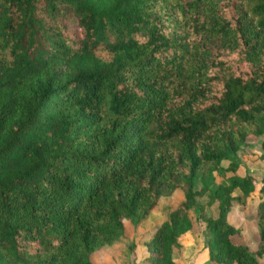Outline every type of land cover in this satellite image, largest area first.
<instances>
[{"label": "trees", "instance_id": "obj_1", "mask_svg": "<svg viewBox=\"0 0 264 264\" xmlns=\"http://www.w3.org/2000/svg\"><path fill=\"white\" fill-rule=\"evenodd\" d=\"M263 134L264 0H0V264H92L174 190L151 264L202 197L210 262L264 264V200L257 249L228 221L254 177L214 175Z\"/></svg>", "mask_w": 264, "mask_h": 264}, {"label": "rangeland", "instance_id": "obj_2", "mask_svg": "<svg viewBox=\"0 0 264 264\" xmlns=\"http://www.w3.org/2000/svg\"><path fill=\"white\" fill-rule=\"evenodd\" d=\"M96 54L109 59L110 53L99 49ZM60 65L53 63L41 69L43 77L51 72L61 73ZM264 134L257 140H250L238 151L235 161L238 168L235 172L226 170L228 161H222V171H214L216 183L227 182L233 175H251L254 177L255 190L250 194L246 207L233 205L228 221L240 230V235L233 238L235 243H244L252 250L258 247V231L255 211L258 202L264 200V148L262 142ZM200 182H195V189H199ZM263 188V189H262ZM240 190L235 189L233 196L239 195ZM182 192L174 190L160 196L157 205L138 224L124 221L123 234L110 244L96 249L90 254L92 264H151L148 242L153 238L159 225L165 220L167 214L174 210L182 200ZM200 206L204 207L206 216H216L218 209L215 203L208 202L206 197L197 198L195 208L189 211L192 227L180 235L178 245L173 249V260L176 264H215L208 258L207 241L210 237L209 228L205 221L198 217ZM264 261V257L262 258Z\"/></svg>", "mask_w": 264, "mask_h": 264}]
</instances>
